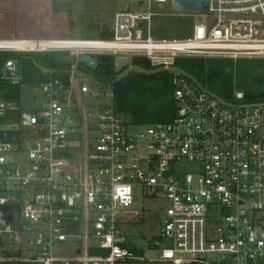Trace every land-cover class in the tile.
Instances as JSON below:
<instances>
[{
	"label": "built area",
	"instance_id": "built-area-1",
	"mask_svg": "<svg viewBox=\"0 0 264 264\" xmlns=\"http://www.w3.org/2000/svg\"><path fill=\"white\" fill-rule=\"evenodd\" d=\"M167 1L118 11L110 40L75 47L77 57L142 56L171 71L167 122L133 124L102 86L93 96L110 98L89 112V77L76 64L68 80L42 67L47 78L26 83L15 54L63 47L0 39V55L14 54L0 57V264H264V100H226L174 67L179 56L264 57V0H205L191 37L154 39L151 3ZM23 85L41 91L32 111L21 108ZM136 187L167 202L158 238L170 243L148 259L122 229L141 216ZM71 242L76 255H55Z\"/></svg>",
	"mask_w": 264,
	"mask_h": 264
},
{
	"label": "rangeland",
	"instance_id": "rangeland-1",
	"mask_svg": "<svg viewBox=\"0 0 264 264\" xmlns=\"http://www.w3.org/2000/svg\"><path fill=\"white\" fill-rule=\"evenodd\" d=\"M148 11V0H0V39L20 37L35 38H65L85 39L107 27L113 31L114 15L118 11ZM151 35L154 39H185L191 37L196 23L203 22L205 11L192 12L178 10L172 0L167 2H152ZM213 18H209L210 21ZM59 51L68 52L71 56H78L75 47H63ZM27 55V53H24ZM116 57L117 69L131 66L132 55L112 54ZM226 57V56H204ZM232 58V57H226ZM233 59H264V57H237ZM89 77L91 92L82 94L81 104L90 111L99 108V100L106 102L110 98L111 88L103 87L107 95L93 96L94 92H101V87ZM42 96L41 91L27 85L20 88L19 102L24 111L36 108L37 101ZM147 125V124H146ZM131 130H135L133 127ZM190 167L186 168V171ZM167 206L161 198L143 195L139 187L135 188L132 209L141 211V216L129 214L128 222L122 226L129 245L135 246L139 254L147 259L159 254V249L169 246V239L158 238L163 224V210ZM159 242L155 247V243ZM77 242L63 243L55 248L57 256H73L77 254ZM138 253V252H137ZM146 264H151L147 262Z\"/></svg>",
	"mask_w": 264,
	"mask_h": 264
},
{
	"label": "trees",
	"instance_id": "trees-1",
	"mask_svg": "<svg viewBox=\"0 0 264 264\" xmlns=\"http://www.w3.org/2000/svg\"><path fill=\"white\" fill-rule=\"evenodd\" d=\"M112 37L113 31L104 27L99 33L85 39L110 40ZM12 55L2 53L0 57ZM15 56L22 62L25 82L30 84H37L47 78L41 71L42 67L61 70V73H53V76L68 80L69 70L76 64L86 75H92L96 84L111 88L116 110L135 125L167 122L175 116L174 74L167 69H157L146 57L133 56V69H129L128 65L117 69L115 55L94 54L97 68L91 69L80 57L71 56L65 51L29 52L27 55ZM174 67L191 75L203 87L226 100H234L236 91H242L246 101L264 100V59L179 56L175 59ZM131 247L139 253L135 246Z\"/></svg>",
	"mask_w": 264,
	"mask_h": 264
},
{
	"label": "bare ground",
	"instance_id": "bare-ground-1",
	"mask_svg": "<svg viewBox=\"0 0 264 264\" xmlns=\"http://www.w3.org/2000/svg\"><path fill=\"white\" fill-rule=\"evenodd\" d=\"M96 40H86V39H41V40H32V39H2V42L7 45H16L21 47H30L32 49L36 47L47 48L50 46L56 47H77L85 45L97 44L93 42Z\"/></svg>",
	"mask_w": 264,
	"mask_h": 264
},
{
	"label": "water",
	"instance_id": "water-1",
	"mask_svg": "<svg viewBox=\"0 0 264 264\" xmlns=\"http://www.w3.org/2000/svg\"><path fill=\"white\" fill-rule=\"evenodd\" d=\"M174 7L178 10L202 12L205 8V0H172ZM80 60L91 69L97 68V63L94 56L83 54Z\"/></svg>",
	"mask_w": 264,
	"mask_h": 264
}]
</instances>
